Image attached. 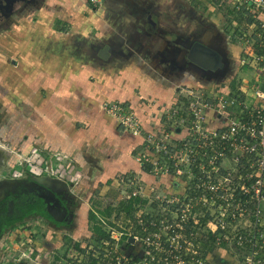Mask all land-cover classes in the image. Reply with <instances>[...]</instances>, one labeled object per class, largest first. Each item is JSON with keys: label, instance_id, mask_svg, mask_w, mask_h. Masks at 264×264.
Segmentation results:
<instances>
[{"label": "built area", "instance_id": "built-area-1", "mask_svg": "<svg viewBox=\"0 0 264 264\" xmlns=\"http://www.w3.org/2000/svg\"><path fill=\"white\" fill-rule=\"evenodd\" d=\"M230 4L239 63L252 68V77L235 87L232 79L203 84L197 96L179 90L181 123L143 138L139 167L151 182L134 171L123 173L115 178L116 195L101 196L116 207L139 201L127 213L115 211L109 222L105 214L97 217L107 237L70 244V254L64 255L68 264H91V259L95 264H214L213 252L222 246L234 264H264V0ZM213 86L218 89L210 95ZM173 130L177 138L171 142ZM44 169L60 180L68 172L47 162ZM57 248H35L33 256L28 247L22 260L55 264L63 259L55 255Z\"/></svg>", "mask_w": 264, "mask_h": 264}, {"label": "crops", "instance_id": "crops-1", "mask_svg": "<svg viewBox=\"0 0 264 264\" xmlns=\"http://www.w3.org/2000/svg\"><path fill=\"white\" fill-rule=\"evenodd\" d=\"M150 1L148 0L144 4V0H136L134 9L136 10V6L140 7L142 5V10L147 9V6H151ZM198 1L201 3L202 8L201 21L203 27L206 30L213 29L209 31L210 33L202 32L201 36L206 42L215 41L221 46L229 61L232 75H234L240 68V47L232 44L231 34H227L225 31L226 25L232 24V18L230 19V16L228 17L225 14L228 9L232 12L230 4L232 0H215V4L209 0ZM161 4H165L170 8L167 0H160L159 5ZM69 5L76 13L66 31L54 30L52 19L47 18V12L57 6L42 9L45 11L43 13H41V9L36 8L37 6L35 11L32 8L28 12L18 13V18L20 15L27 14L26 23L24 27L20 28L21 30L17 31V24H12L13 30L17 31L19 35L15 38V44L12 45L9 42L5 54L3 53V55H6L5 62L0 57V103H2L0 107L4 108L8 115L7 119L0 121V138L5 142L4 145L0 142V149L5 146L3 150L10 156V160H17L15 157L19 156L17 151L19 147L25 153L28 148L34 146L32 142L36 140L39 158L40 155L47 154L50 158L52 157L48 161L54 166L58 165L52 161H56V157L58 158L61 155H71L77 162L80 161V156H84L85 161L82 160L83 164L79 166L80 172L84 176L82 175L83 177L77 179L74 183H70L71 194L77 197L75 200L80 199L79 205L73 210L75 218L72 222L77 226L76 221L79 219L88 220L89 210L96 213L94 208L88 204L87 201L89 200L85 198L83 191H91L94 187H100V185L102 189L103 183V188L107 193L114 191L111 196L114 197L116 195L115 176L113 178L112 176L115 172L132 170L136 171L139 178L148 182H151L152 179L142 173L139 165L137 166L130 156L133 151L131 141H137L138 136L129 137V135L125 136L124 133L117 132L113 123L109 122L111 119L109 118V120L107 117H105L107 120L104 119V112L100 106L94 103V97L104 91L107 94L111 92L113 96L131 98L133 94L129 95L126 91L131 90L134 85H139L142 93L145 92L150 95V100H155L157 97L160 102L167 103L166 101L170 99L171 94H166V92L170 88L168 85H172V81L163 79L160 70L164 67L162 63L163 53L169 49L170 39L166 37L165 41L162 39L163 42L161 43L149 38H142L138 43L144 45L142 51L148 53L142 58L136 51H133L134 53L126 58L115 55L113 59H110L107 58L112 55L109 48V54L104 58V73L106 71L108 74L114 73V79L99 83L102 88L98 90L97 85L90 83L86 78L87 72L93 66V58L89 57L91 59L86 61L80 60L82 63L78 65L73 58L77 55L72 53L76 50L77 45L81 43L76 40L75 35L81 34L85 37V35L91 33V29L85 26L87 19L84 16V11L88 7L80 0L78 3L74 2ZM40 6L38 7L40 8ZM58 7L61 8V5ZM186 8H188L186 13L190 9V11L194 9L193 6L189 5ZM96 11V15L91 14L90 18H93L91 22L95 26L93 28L95 30L94 34L102 36L104 45L110 44L109 39L114 40V42L123 40L121 30H119L120 27L123 29L128 28L131 39H133L136 33L133 28L136 27L126 23V17L122 14L123 10L120 9L118 4H104V9L100 7ZM103 11L104 15H102ZM114 11L121 12V14L118 16L112 14ZM35 12L39 18L33 21L29 17H32ZM207 15L211 21H206ZM137 16L138 14H136ZM156 17L159 21L162 19L165 21L164 30L174 27V24H171V21L165 15ZM143 19L149 25L147 27L151 29L156 24L157 26L163 24L160 25L157 18H152L149 11L143 16ZM216 35L220 38L219 42L213 40ZM134 45L135 43L132 40L127 46L133 47ZM90 46L91 42L88 41L81 44V50L85 58L91 55L89 52ZM116 53H119V51H116ZM80 66H83V68H80ZM2 67H4V70ZM89 72L92 73L91 69ZM118 74H121V77L117 76ZM124 78V83L129 82L128 88L123 87L122 79ZM9 81L11 84H9ZM155 91L158 93L156 94ZM133 101H138V99H133ZM142 103L150 102L142 101ZM156 107L157 105H152L150 107L151 112H155ZM79 122H86L89 127L86 130L79 128ZM14 144L18 149H13ZM20 159H22V156H19L18 160ZM39 161L41 160L39 159ZM61 170L59 171L61 172ZM75 175L77 176V174ZM109 178H112L111 181L104 184V181H108ZM61 185L62 183H60ZM92 192H90V195ZM100 193L104 195L105 191ZM100 193L92 198L98 199ZM81 199L84 201H81ZM115 209L118 210V207L110 206L109 212L112 213ZM49 232L54 233L55 231L51 229ZM85 236H88V234ZM46 239H48V235ZM57 239L61 241L59 234ZM44 245L46 249H49L46 244ZM48 245L54 244L49 243ZM220 261L225 262V264H234L233 260ZM214 264L224 263L217 262V257H215Z\"/></svg>", "mask_w": 264, "mask_h": 264}, {"label": "rangeland", "instance_id": "rangeland-1", "mask_svg": "<svg viewBox=\"0 0 264 264\" xmlns=\"http://www.w3.org/2000/svg\"><path fill=\"white\" fill-rule=\"evenodd\" d=\"M78 1L79 0H34L33 4H30L32 3L30 2L28 4H24L23 6H21L19 10L16 11L15 14L12 15V17L7 19L3 23H0V57H1V60L5 62L6 55H3V53L5 54V50L7 49L9 42L12 45L15 44L14 43L15 38L19 35L17 31L21 30L20 28L24 27L26 23L25 19L27 18V14L20 15L18 18L17 17L18 13L22 11L28 12L32 8H33V11H35L36 6H37L36 8L41 9L40 11L41 13H43L45 11H43L42 9L48 8L49 6L51 7L57 6L53 8V10L51 9L50 11L47 12L46 14L47 18L52 19L51 21H53L52 23H53L54 30L66 31L68 29V25L71 24V21L74 18V15L76 13L75 10L72 9V7L69 4L74 3V2L78 3ZM135 1L136 0H80V2H83V4H85L88 7L87 10L84 11V16L87 19V21L85 22V26L91 29V33L90 35L89 34L85 35V37L81 34L75 35L76 40L81 43L77 45V48L75 51H72V53L77 55L76 57H73V58L75 59L78 65H81L82 63L80 60L86 61V60H90L91 58H93L94 63H93L92 68H94V70H92V68L90 67L92 73L89 72L90 71L89 69V71L87 72L86 78L90 83L96 84L98 90L102 88L99 83H103V82L105 83L108 79H114L113 77L114 73L108 74L107 71L104 73V66H103L104 58H101L98 55V51L100 48L103 47L104 41L102 40V36L96 35V33L94 34L95 30L93 28L95 26L91 22L93 18L92 17L90 18L91 14H93V16L96 15L95 14L97 12L96 10L99 9L100 7L104 9V4H107V5H110V4L117 5L118 4L120 9L123 10L122 14H124L126 17L125 19L126 23H128L130 26L134 25L136 27V28H133L136 31L135 35L133 36V39H131V35L129 34L128 28L123 29L121 27L119 30H121L123 40L121 42L120 40L119 41L116 40V42H114V40L112 41V39H109L110 44L108 45V47L110 48L112 55H110L107 58H110V59H113V56L115 55L124 56L126 58L130 56V54H133L134 53L133 51H136L137 54L142 58L145 54H148L147 51H145L146 53L142 51V49L144 48V45L138 43L139 40L142 38H149V39L155 40L157 42L159 41L162 43L163 40L165 41L166 37L167 39H170V41H173L175 38L185 40L189 36L199 37L202 30L207 33H210L209 31L213 30V29L206 30L204 28L202 29L201 24H203V22L200 24V21H201L200 19H201V16L203 15H202V8L200 6L201 3H199L198 0H179V1L178 0H167V2H169L170 4V8L168 6H165V4L159 5L160 0H151L150 1L151 6L150 7L147 6V9L149 8V10L147 9L142 10L143 5L140 7L136 6V10H135L134 9V6L136 5ZM147 1L148 0H144V4H146ZM209 1L215 4L214 2L215 0H209ZM39 5H41L40 8L38 7ZM60 5H61V8L58 7ZM187 5L193 6L194 7L193 11L189 10L187 11L188 13H186V10L188 9L186 8ZM147 11H149V13L152 14V18H157V20H158V17L156 16L161 17L165 15V17H168L167 19L171 21V24H174V27L172 29L168 28L164 30L165 21H163V19L160 21L158 20V23H160V25L163 23L162 26H157L156 24V26L153 29H151L150 27H147L148 24L145 21V19H143V16L146 15ZM112 14H115V15L117 14L118 16L119 14H121V12L119 13V12L114 11L112 12ZM136 14H138L139 17L138 16L136 17ZM225 14L229 17L231 16L232 13L230 9H228V11H226ZM102 15H104V11ZM37 18L39 17L36 12L32 15V17L31 16L29 17V19L33 21H35ZM205 19H207L206 20L207 22L211 21L209 16L208 18H205ZM12 24H17V31L13 30ZM225 28H226L225 29L226 33L231 34L232 44H236L240 46V43H238V40L234 37V35H232L233 30L236 31L235 33H238V28H235V27L233 28L230 23L227 24ZM218 35H216L215 38H213V40H216V41L218 40L219 42L220 38H218ZM220 37H222V35H220ZM132 40L135 43V45L133 47L132 46L128 47L127 45ZM85 41L91 42V46L89 47V52L91 55L88 56L87 58H85L81 50V44H83ZM169 49L171 50L168 51ZM169 49L163 53L162 63L164 64L163 65L164 67L162 66L163 69L160 68L161 73H162V78L172 81V85H168L170 88L166 92V94H171L170 99L166 101L167 103L160 102V100H158L157 97L155 98L156 101L150 100V95L145 92L142 93L139 85H134L131 90L126 91V93H128L129 95L133 94L132 97L130 96L132 99L126 98V97L121 98V96L120 97L113 96L111 92H108L107 94L104 91L100 92L96 97H94L95 99L94 103L100 106L104 112V119H106L105 117H107L108 119L110 118L111 121H109L110 119L108 121L113 123L117 132L124 133L125 136L129 135V137L138 136L137 141L136 140L131 141L133 151L130 153L131 154L130 156L132 157L133 161L137 164V166L143 161V157L142 155H139V152L144 151V149L146 148V145L144 143L145 141L143 140L144 136L148 135V133L152 134L155 131H158L159 133H161L165 130L164 127L166 126H169L170 128L174 129L175 126H178L181 123L180 122L181 110L184 108V106L182 107L183 102H179L178 96L181 95L179 93V90L187 88L188 91H191L192 95L197 96L199 93L201 94V91H198L200 87L202 90L203 89L202 85L207 84V82H202L203 79L204 81H207L209 79V77H203L201 75H197L196 74L197 72L192 69H183V68L172 69L171 65L175 59V56L177 54V51L179 50V47H177L175 43L173 44L170 43ZM116 51L117 52L119 51V53H116ZM2 68L4 70V67ZM80 68H83V66H80ZM251 71H252V68L250 67L247 68L246 66H240V68H238V70L236 71L234 75H232L233 73L232 71H231L232 73L230 72L232 75V76L230 75V77H228L227 75V78L221 79V78H217V76L215 77L214 75L210 77L213 79L211 82V85L220 84L222 82H227L228 80L232 79L230 86L235 87V84H237L241 78L244 77L245 79H250L252 77ZM117 76L121 77V74H118ZM122 80H123V85H124L123 87L128 88L129 82L124 83L125 78ZM9 84H11L10 81H9ZM104 87H105V84H104ZM213 88H214V91L210 92V95H215L214 93L216 92V89H218V86L217 87L213 86ZM157 90L158 88L156 89V91ZM205 91L206 92L208 91L207 88L204 90V92ZM133 99L134 100L138 99V101L134 102ZM142 101H148L150 103H142ZM152 105L153 106L157 105L155 112H151L150 110V107H152ZM113 106H116V108L119 107L121 109V113L119 114L117 112V109H112ZM171 109L173 112L171 111ZM7 116L8 115L5 109L0 107V121L7 119L8 118ZM122 122H124L125 124L123 125ZM78 126H80L79 128H82L84 130H86L89 127L88 123L86 122L85 123L79 122ZM134 132H136V134ZM175 133L176 131L174 130L171 132V135L168 136L169 141L174 142L172 140L173 137L177 138L175 136ZM0 142L2 144L3 143L5 144L2 138H0ZM32 143H33L32 145L34 146H31L30 148H28L25 151V153H23L24 151H22L21 147H19V150L17 151L19 153V156L20 157L22 156V159L20 160H18L19 156L15 157L17 160H10V156L6 155L5 158H7L6 160L8 161V165L10 166H5V167L4 165L0 166V177L2 175H6V174L8 175L9 172H12V171H20L19 167H21V169H23V173L27 174L28 176L29 175L31 176L48 175L47 171H45L44 169V163L47 162L49 165H51V162L48 160L52 159V157L50 158V156H48L47 154L45 155L42 154V156L40 155V158H39V156L37 155L38 152L36 149L38 146L37 141L33 140ZM15 145L16 144L13 145L14 150L18 149ZM4 147L2 149H4ZM6 147H10V146H6ZM4 152H3V155L5 154ZM39 153L41 154V152ZM44 153L46 152L44 151ZM1 155H2V152L0 153V156ZM39 159L41 160V164H40ZM56 159H57L56 161L53 160L52 162L58 165V170L63 169L68 172L66 175V179L65 178L61 179V181H63L61 182L62 185L61 186L53 185V187H55L57 191L59 189L61 194L63 193L66 194V197H68L67 200H68L69 206L71 207V210H74L75 207L79 205L80 199L75 200L77 199V197L71 194L70 192L71 184L70 183H74L77 179L84 176L82 172H80L79 166L80 164L81 165L83 164L82 162L85 161V158L84 156H80V161L78 160L77 162L75 161L74 158L71 157V155H61L58 158L56 157ZM34 165H36L39 169H34L33 167ZM30 168H33V169L29 170ZM130 172L133 173L132 170L125 171V172H115L112 178L114 176L116 178L117 176L122 175L123 173L127 174ZM134 173H136V171H134ZM75 174H77V176ZM52 177H56V176H52ZM112 178H109L108 181L107 180L104 181V184H108ZM173 186L175 189L178 188L174 184ZM88 191H83V195L85 196L87 200H89L87 201L88 204L92 208H94V210L97 213L96 214L94 212L95 219L93 222L98 221L97 223H99V219L97 217H104V214L107 215L108 217L107 219H105V221L109 222L112 218L113 219L116 218V216L114 217L113 214L117 209L113 210L112 213H110L109 209L111 205H107V200L104 201V198L109 199L113 195L114 191H109V193H107V191L104 190L103 188V183H102V189H101V185L100 187H94L90 191V192L93 191L91 195H90V192L86 194ZM101 191H105L104 198L101 197L102 196V194L100 193ZM99 193H100V196L98 199L92 198L95 195L96 196L99 195ZM81 201H84V200L81 199ZM89 211L91 212V210ZM71 214H72V218H75L74 211L71 212ZM76 222H77V226L72 224V222H68V223H65V225L63 224L59 226V228H61L60 231L56 230L54 233H52V232H49L51 231L52 226H49L47 222H44L39 217L33 216L32 218H26L25 220L19 221L18 223L14 224L13 228L8 230L2 236L3 238L6 235L5 238L9 240V245L13 246L16 250L11 251L10 249L6 248V250H3V251H5L7 255H9L11 252L12 253L16 252L15 256L18 258L21 255V252L23 250H25L28 247H31L34 249L33 256H35L37 253L35 248L43 249L44 251H46L47 249L44 247L45 246L44 244H46L47 248L49 249H55L56 247H58L55 250V253H56L55 255L62 256L63 258V259H60L62 261H59V258H58L55 264H59V263L63 264V261H64V264H68L65 261V256L70 254V252H68L70 244L81 243L82 246H85L91 242V241L87 242V240L91 239L92 241H94V236L92 234V231H91L92 235H90L89 237L85 236L87 234L88 235L90 234V230L92 226L90 221L86 219H79ZM65 233H67L70 237H68ZM57 234H59V236L62 237L61 238L62 241L57 239V236H58ZM47 235H48V239H46ZM66 239L68 240L64 241ZM69 239L71 240V242H69ZM48 243L54 244V245H48ZM215 250L216 251L213 252L212 260L215 259L214 257L221 258L222 260H225V261H231L234 259L233 257L230 256V251H228L229 249H225L223 248V246L218 247ZM217 262L225 263V262H221L220 260H217Z\"/></svg>", "mask_w": 264, "mask_h": 264}, {"label": "flooded vegetation", "instance_id": "flooded-vegetation-1", "mask_svg": "<svg viewBox=\"0 0 264 264\" xmlns=\"http://www.w3.org/2000/svg\"><path fill=\"white\" fill-rule=\"evenodd\" d=\"M28 3L33 4L34 0H0V23L5 22L7 19L12 17V15L15 14V12L18 11L21 6ZM201 23L202 21H200V24ZM201 25L203 29V24ZM202 32L204 31L202 30L201 33ZM197 39L206 42L202 38L201 34L199 37L189 36L185 40L175 38L173 41H170L171 44L175 43V45L179 47L171 68L195 70L197 73H194H196L197 75L209 77L207 81H204V79L202 78V82L207 83L212 82L213 79L210 77L214 75L215 77L217 76V78L221 79L227 78V75L228 77H230L232 72L229 68V61L226 58L221 46H219L217 42L215 43V41L206 42L210 46L215 47V49L213 48L215 51H219L218 57H215L216 60L214 59V62L216 63L214 65V68L203 70V68L194 66V64H192L187 59L189 49L191 48L193 42ZM170 50L171 49H169L168 51ZM1 152L2 155L0 156V166H10L8 165V162L6 160L7 158H5L7 153L4 152L3 149H0V153ZM3 152L5 153L4 155ZM19 169L20 171H12L9 172L8 175L6 174L0 177V264H34L33 262H30L28 260H22L24 250L21 252V255L18 258L15 256L16 252H11L9 255H7V253L3 251L6 250V248L10 249V245L9 240L5 238L6 235L3 238L2 236L8 230L12 229L14 224L18 223L19 221L37 216L44 222H47L49 226H52L51 229H53L54 231H60V225H65V223L73 221L71 214L73 210H71V207L69 206L67 200L68 197H66L65 193L61 194L59 190L56 191V194L54 195L50 190L45 189L44 187H41L37 182H34L35 178H38L40 176H28L27 174L23 173V169H21V167H19ZM47 206L49 208L53 207L58 211H65L66 209L67 212L66 214L60 216L61 221H54L47 212ZM45 214L48 215V217ZM72 224L74 223L72 222ZM65 234L70 237L67 233ZM67 240L68 239L64 241ZM69 242H71L70 239ZM13 250L16 249L13 247Z\"/></svg>", "mask_w": 264, "mask_h": 264}, {"label": "water", "instance_id": "water-1", "mask_svg": "<svg viewBox=\"0 0 264 264\" xmlns=\"http://www.w3.org/2000/svg\"><path fill=\"white\" fill-rule=\"evenodd\" d=\"M213 48L215 49V47L210 46L208 43L197 39L193 42L191 48L189 49V52L187 54V59L192 64H194V66L203 68V70L212 69L216 64L214 62V59L215 57H218V53H219L217 49H216L217 51H215ZM108 51H109L108 45H104L102 48L99 49L98 55L101 58H106L109 54ZM48 176L49 175H41L40 177L35 178L34 182H37L41 187L50 190L55 195L57 190L55 189V187H53V185L60 186L61 180ZM47 212L54 221H61L60 216L66 214L67 210L65 209V211H58L53 207L49 208L47 206Z\"/></svg>", "mask_w": 264, "mask_h": 264}, {"label": "trees", "instance_id": "trees-1", "mask_svg": "<svg viewBox=\"0 0 264 264\" xmlns=\"http://www.w3.org/2000/svg\"><path fill=\"white\" fill-rule=\"evenodd\" d=\"M137 201H139L138 198H133V199H130L128 201L120 202L119 205L117 206L118 207V210H121L122 209V210H124L127 213L128 212V206L131 203H133V202L135 203ZM142 202H143V200H142ZM46 216L48 217V215H46ZM94 219H95V214L93 212H89V214H88V220L92 224L91 230H92L93 234L95 235L94 241L99 240V238H102V237H105V236L107 237L106 233L101 228L100 223H97L98 221L97 222H93ZM75 246L77 247L78 244L76 243ZM91 260H92L91 261V264H95V260L94 259H91Z\"/></svg>", "mask_w": 264, "mask_h": 264}]
</instances>
